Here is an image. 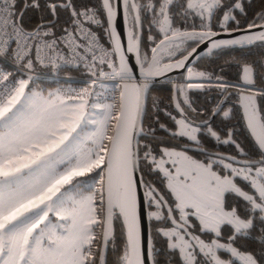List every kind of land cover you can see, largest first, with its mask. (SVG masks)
Masks as SVG:
<instances>
[{"label": "snow or ice", "instance_id": "6c2138e0", "mask_svg": "<svg viewBox=\"0 0 264 264\" xmlns=\"http://www.w3.org/2000/svg\"><path fill=\"white\" fill-rule=\"evenodd\" d=\"M17 3L18 0H0V58L11 53L12 59L22 62L21 67L28 71L33 69L34 63L59 68V62H68L61 51L62 45L74 60L83 63L90 75L97 79H92L79 90H55L47 94L31 90L29 80L20 79L0 91V264H96L93 245L97 237L93 226L101 223L96 206L97 184L100 185L101 204L105 190L107 192V214L102 221L104 241L109 240L113 211L118 209L125 218L127 228L121 264H144L134 211L136 182L133 173L137 171L138 155L133 149V139L143 131L142 128L137 130V123L143 114V98L148 91L150 78L174 67H185L188 59L185 56L174 64L162 65L156 59L157 49L166 50L161 47L166 43L171 47V41L176 36L197 42L208 40L212 45L209 53L215 48L243 47L255 40L264 41V31L251 32L253 28H264V24H249L245 30L248 35L239 39L214 40L212 38L218 33L207 24L203 25L206 31H174L169 15L173 0H160L158 10L152 0H148L147 10L154 13V23L159 26L164 39L152 49L154 55L151 60L145 58L140 61L139 37L134 31L140 24V17L137 15L134 18L127 47L128 53H136L140 64V82L134 83V68L129 66L113 27L116 16L114 0H102L108 22L106 32L113 45L111 50L99 45L95 33L87 28V24L99 23L94 9L77 11L71 0H50L48 8L53 17L58 15V9L63 8L70 11L73 18L72 30L65 28L63 35L57 38L50 24L40 23L30 30L24 26V13L30 7L39 8V0H25L24 8L20 11H17ZM124 5L127 27L132 12L144 6L137 4L136 0H124ZM233 9H241L239 0L235 3L187 0L184 11L198 15L203 21L219 10L223 12L220 26L224 28L225 22L234 18L231 15ZM195 51L193 48L188 55ZM33 52L34 58L31 55ZM103 65H107L111 72H105ZM199 75L204 76V73ZM9 76L10 73L0 70V84L8 81ZM106 76L121 82L117 85L120 98L118 113L114 97L102 98L95 92L98 78ZM241 79L248 85L254 84V70L250 65L243 66ZM220 87L224 88L225 85ZM109 99L112 102H107ZM241 99H247L249 108L255 103L254 95L241 96ZM254 118L253 112L249 127H252ZM112 121H115L114 125ZM176 123L179 130L173 133L174 136H188L193 141L197 140L199 128L183 119ZM261 127L264 128V123ZM110 130L114 131L113 135L108 134ZM209 134L216 136L212 129H209ZM105 141L111 143V151ZM258 147L260 160L244 161L238 170L231 163H224L226 170L231 169V176L223 177L212 171L213 162L202 164L185 157L183 153L164 150L165 155L181 156L188 161L185 179H192L191 184H169L177 201L176 208L182 214L185 208L193 209L200 220L201 231L212 232L216 237L221 236L224 225L233 230L226 244L217 239L205 243L199 237L194 238L210 264H231V261L219 258L217 249L239 257L243 264H258L253 254H244L233 247L236 239L250 236L257 218L264 226V136L259 138ZM144 158H151L157 168L165 171L161 163L151 156V151L146 152ZM93 173L99 175V180H94L92 184L79 179ZM165 174L171 175L166 171ZM232 176L249 182L253 193L237 186ZM154 191L151 189L147 193L150 201L155 200ZM229 192L246 202L243 216L237 208L225 209L224 196ZM162 200L163 197L155 200L157 208L161 207ZM53 216L57 218L55 221ZM150 217L161 219L159 212L150 213ZM168 218L172 219L171 209ZM172 223L174 227L171 230L162 231L164 236L169 237V249H179L184 264H195L196 258L188 249L196 245L178 231L182 225L174 219ZM260 240L264 243V234ZM100 264H104L103 248L100 249Z\"/></svg>", "mask_w": 264, "mask_h": 264}, {"label": "trees", "instance_id": "16d2710c", "mask_svg": "<svg viewBox=\"0 0 264 264\" xmlns=\"http://www.w3.org/2000/svg\"><path fill=\"white\" fill-rule=\"evenodd\" d=\"M50 0H39V8H29L24 13L23 23L27 29H33L38 24H50L54 33L58 32L61 27L67 24V11L63 8L58 9V15L54 17L49 11L48 5ZM59 2V0H57ZM75 8H83L93 6L96 8L100 19L102 29L98 36L105 45L109 47L102 12L98 0H71ZM137 4L143 5V8L137 10L140 17L139 24V55H146L148 58L152 46L161 38V34L154 23V13L147 10L148 0H136ZM186 0H173L170 7V19L172 21V29L180 32L190 30H207L203 28L207 24L212 31H221L229 29H237L248 26L252 23H260L264 20V0H239L241 9H233L231 15L234 17L225 22L224 28H221L223 12L216 10L211 18L207 21H202L196 14H186ZM225 3H235L236 0H224ZM25 0H18L16 5L17 11L24 8ZM154 7L158 10L160 0H152ZM133 27V24H131ZM171 34V33H169ZM151 37V39H149ZM196 43L194 40H185L181 50L169 58L175 59L184 53L188 48ZM264 58V45L261 42L253 43L245 48L228 47L217 49L209 55L204 56L195 61L190 69L196 73H204V76L191 78L190 82H212L207 84H199L196 87L187 88L183 96L184 85H182L183 76L175 77L176 99L183 113L194 122H200L209 116L210 112L216 107L221 99L224 100V105L213 119L205 126L197 127L199 131L196 133L197 140L195 143L187 142L181 136H174L175 118L178 115L174 112L171 106V82L164 80L150 86L147 91L145 107L142 117L143 129L141 136L138 139L137 155H138V171L144 193L154 189L158 191L171 208V201L167 199L166 193L162 189L161 178L157 173L150 168L148 162L151 158L145 159V153L151 151L152 157H157L160 154L161 148H176L181 149L184 144H192L201 147L207 152H226L230 155L240 158L255 160L258 157V152L249 139L242 121L238 108L233 104L236 99V89L231 87L238 82V73L242 65H250L254 70L253 87L264 91V81L262 80L261 60ZM188 67V68H189ZM35 70L40 72H52L48 69ZM57 74H81L88 75L89 71L85 66H78L76 69H57ZM185 73V72H184ZM18 80L28 79L29 87H37L42 90L45 88H53L57 83L56 79H44L40 77H32L27 74H15ZM220 85H225L221 88ZM257 112L260 116H264V94H257ZM117 105V95L115 96ZM225 113H228L225 116ZM209 129H212L216 136L209 134ZM110 134V131L109 133ZM218 141V142H217ZM229 141V144H225ZM107 143V142H106ZM223 144V145H222ZM188 152V151H187ZM196 156L206 159V155L190 152ZM99 180V175H98ZM238 183V182H237ZM239 184V183H238ZM241 186V185H240ZM147 190V191H146ZM248 192L249 187H246ZM100 185L97 184L96 206L97 212L100 213L101 219V202H100ZM155 200H158L155 193ZM148 210H152L149 203V198L146 197ZM224 203L227 207L237 208L240 215L245 214L246 203L235 194H225ZM171 211L173 209L171 208ZM162 214L161 219L150 217L149 215V230L151 241V254L153 264H183L180 262L177 251L168 249L166 239L161 235L160 228L167 226L164 219V210L160 207ZM112 235L107 242L105 262L104 264H121V255L124 252V238L122 225L119 216L114 213L112 219ZM97 237L93 250L95 252V262L99 243L100 223L93 227ZM192 235L198 233L197 224L193 221V225L187 229ZM207 234V233H206ZM264 234V226H262L257 218L256 227L251 230L249 237L238 238L234 241L233 246L241 252L253 254L258 261V264H264V243H261L260 237ZM203 235V234H201ZM208 236V234H207Z\"/></svg>", "mask_w": 264, "mask_h": 264}, {"label": "water", "instance_id": "95a60500", "mask_svg": "<svg viewBox=\"0 0 264 264\" xmlns=\"http://www.w3.org/2000/svg\"><path fill=\"white\" fill-rule=\"evenodd\" d=\"M101 12H102V16H103V21H104V25H105V31L106 29H108V22H107V16L103 10L102 7V0H98ZM113 7L116 10V16L113 22V27L115 28L119 38H120V43L122 48L125 51V56L126 59L129 62V66L134 68V79L133 82L134 83H138L140 82V64L137 61V55L135 52L132 53H128L127 52V47L129 44V40H128V33L129 30L132 29L131 24H133L134 22V18L138 15L137 11L136 12H132L131 14V18L128 22V26L126 27L125 24V5H124V0H114V4ZM54 19V17H53ZM260 24H264V20L261 21L260 23H257V25ZM248 28V26H245L243 28H237V29H229V30H221V31H214L216 33H218L217 36L213 37L212 39L214 40H228V39H239L241 36L244 35H248V33L245 31ZM135 34L139 37V26H136L135 29ZM202 30H190V31H185V32H200ZM264 31V28H253L251 30L252 33H259ZM171 36V34H169ZM106 36H107V40H108V44L110 47V50L113 48L112 43L110 42L109 39V35L106 32ZM184 37L181 36H176L172 41L178 40V39H183ZM164 37L160 38L159 40H157V42L152 46L149 55H148V60H151V57L153 56V52L152 49L155 48L158 44H160V41L163 40ZM188 40V39H186ZM256 42H261L264 45V41L262 40H255L253 43ZM251 44H248L246 46H236L237 48H245L248 47ZM212 45L208 40H205L204 42H197L191 46L190 48H188L184 53H182L180 56L176 57L175 59L166 61L163 64H174L175 61L177 60H181L183 59V57L187 56L188 59L187 61H185V67L182 68H173L170 71L164 72L162 74L156 75L152 78H150L149 81V88L151 85L155 84V83H159L162 82L164 80H170L171 82V95H170V101H171V106L172 109L174 110V112L178 115L179 118L185 120L187 123L195 126V127H201L206 125L212 118L213 116L220 110L221 106L223 105V100L221 102H219V104L217 105V107L210 113V115L208 116V118L202 122H194L191 121L182 111L181 107L179 106V108L177 107L178 102L176 99V90H175V77L177 75H182L186 68L191 66L192 64L195 63L196 60L209 55V48H211ZM195 48L196 51L194 53H192L191 56H189L188 54L192 52V49ZM221 48H228V47H221ZM221 48H215L212 50L215 51L217 49H221ZM139 60L140 59V55H139ZM262 63L264 64V59L262 61ZM244 65H242L239 69V73H238V82L236 85V87H238L239 89L241 88H245L248 87V91H243V90H239L236 92V99L233 102V104L238 108L239 110V114L241 117V121L243 124V127L249 137V139L251 140V142L253 143V145L255 146V148L257 149V151L261 154L260 149L258 147V140L261 136H264V128L261 127V124L264 123V121H261L257 112V103H256V93L253 92V84L252 85H248L246 83H244L241 79V75H242V68ZM121 82L118 80V84H120ZM148 88V89H149ZM146 95L147 92L144 95L143 98V112H144V107H145V100H146ZM255 96V103L252 106V108H249L248 106V101L247 99L242 100L241 96L244 97H248V96ZM119 104H120V98H119V89L117 88V113L119 112ZM255 113V118L252 121V127H249V119L252 116V113ZM247 113V115H246ZM142 116L139 118L138 123H137V130H139L141 128L142 125ZM115 124V121L112 122V125ZM114 131L110 130V134L109 135H113ZM142 132L140 133V135H137L134 137L133 139V149L134 151L137 153V144H138V139L141 136ZM108 145L109 151H111V143H109L107 141L106 143ZM181 149L184 151H188V152H195V153H200V154H204L210 157H217V158H221L223 160H226L232 164L235 165H239V166H243V162L244 161H248L247 159H243V158H237L234 156H231L229 154H223V153H212V152H207L205 150H203L201 147L196 146V145H192V144H184L181 146ZM232 157L234 158L233 160H229L228 158ZM133 177L135 179V189H134V211H135V216H136V220L138 223V231H139V236H140V240H141V245H142V251H143V258H144V264H153L152 263V254L149 255V251L151 250V241H150V230H149V215H148V207H147V202H146V198L144 195V191H143V187H142V183L140 180V175H139V171H138V164H137V171H135L133 173ZM106 179L107 177L105 176V189H106ZM157 199L159 200L160 197H163L158 191H154ZM161 205L162 208L164 210L165 213V218L167 219V221L171 224V226L174 227L173 223H172V219H169V210L171 209L169 204L165 201V199L163 198V200L161 201ZM101 209H104V211H101V223H100V231H99V243H98V250H97V256H96V264H100V249L103 248V252H104V262H105V254H106V247H107V242L104 241L103 239V232H104V224H103V219L106 216L107 212V192L105 190V194H104V202L103 204H101ZM116 213L119 216L121 225H122V230H123V238H124V246H126V242H127V228L125 225V218L123 216L120 215V212L118 209H114L113 214ZM171 216H172V212H171ZM113 219V216H112ZM180 230L182 231V233L185 235L186 239L191 242L193 245H196V247H194L193 249H198L197 243L195 242L194 238L192 237V235L187 231V228L185 226L182 225V227L180 228ZM112 231H113V227H112V220H111V224H110V237L112 235ZM109 237V238H110ZM125 250V249H124Z\"/></svg>", "mask_w": 264, "mask_h": 264}, {"label": "rangeland", "instance_id": "374dc122", "mask_svg": "<svg viewBox=\"0 0 264 264\" xmlns=\"http://www.w3.org/2000/svg\"><path fill=\"white\" fill-rule=\"evenodd\" d=\"M186 2H187V0H186ZM207 20H208V18H206L204 21H207ZM157 28H158V30H159V32L161 34V38L164 37L163 34L161 33L160 29H159V26H157ZM186 39L187 38L184 37L183 39H178V40H175V41H171V47H168L167 46V43L164 46H161L163 49H166V50H163L162 51L161 49H157V53L155 54L156 55V59L159 60L161 64L164 63V62H166V61H169V58L170 57H172L179 50H181L182 45H183V43H184V41ZM188 40H191V39H188ZM170 53H172V54L170 55ZM145 58H147L146 55L140 56L141 61H144ZM152 58H153V56L151 57V59ZM189 69H190V67L189 68L188 67L186 68L185 73H184V77H183L184 79L191 80V78H194L195 79V78H198L200 76L199 73L193 72L191 69H190L191 71H189ZM199 84H202V82L194 81V82H191V83L184 84V89H183V92H182L183 93V96L185 95V91H186L187 88L196 87V86H199ZM29 88L31 90H33V91H41V92H43L45 94H47L49 91H54L52 88H45L44 90H42L40 88H37V87H29ZM177 120H181V118H179V117H176L175 118L174 133L179 130L178 125L176 123ZM191 126H193V125H191ZM193 127H195V126H193ZM181 137H183L189 143H195L196 142V141H193V140L189 139L188 136H181ZM106 142L107 141H105V143ZM165 149H167L169 152H172V153H183L185 157H189V158H191L192 161H197V162L202 163V164H208L209 162H213V164H215V166L218 165V166H220L224 170L223 172H221L217 168L214 169L212 167V171L215 172L217 175H219L221 177H223L225 175L231 176V169L226 170L224 168V163H229V162H226V161L221 160L219 158H211V157H208L206 159H202L201 157L196 156V154L190 153V152H187V151H184L182 149H176V148H161L160 149V154L155 159L158 162L161 163L162 168L167 173H170L171 174L170 177H169V176H167L165 174V171H161L160 168H157L156 165L151 162V159L148 161L150 163V168L157 173L158 177L161 178L162 189L166 193V196H167L166 198L169 199V201H171V208L175 212L177 219L180 222H182L187 229L190 228L193 225V221H194L197 224L198 231L201 234H203V235H196L195 237H199V239L200 240H203L205 243H211V241L213 239H216L215 234L212 233V232H209V231H201V223H200V220H199L198 216L196 214H194V210L191 209V208H185L184 209V213L182 214L180 212V210H178L176 208L177 201H176V198L173 195V193H172V191H171V189L169 187V184L171 183L173 186H175L178 182H184V183L191 184L192 183V179L191 178H189L187 180L185 179V172L187 171V168H188V161L185 160L181 156H177V155H165V152H164ZM221 161H223V162H221ZM232 166H233V168H236L237 170L242 167V166L235 165V164H232ZM253 175H255V171L254 170H253ZM79 179L82 180V181H85L88 184H92L94 180L98 181V175L95 174V173H93V174H89V176H87V177H81ZM232 179H233V182L235 184H237V186H239L242 190H244L245 192H248V190H246V187H249L250 191H252V192H250V194L253 193V189L251 188V185H250L249 182L244 181L242 178H240L238 176H232ZM235 179H241L242 180V184H238ZM96 187H97V185H96ZM147 193L148 192L144 193L145 198L146 197L149 198L148 195H147ZM229 193H231V192H229ZM232 194H234V193H232ZM149 203L152 206L153 211L152 210H150V211L148 210V215H150V213H153V212H159L160 216H162V214L160 212V208H157V206H156L155 200H151L150 201V198H149ZM226 210H231V209H226ZM182 215H183V219H182ZM52 219H53V221H55L57 218L55 216H53ZM222 228H224V226H222ZM171 229L172 228H166V227L165 228H160V231L159 232L161 233V235H163L162 234V231L171 230ZM230 229L232 230L231 227H230ZM232 232H233V230H232ZM206 233L211 234V236H214V238L206 239L207 238V234ZM164 238L166 239V246L169 249V247H168V244L170 242L169 237L164 236ZM220 243H222V242H220ZM174 250L177 251V256H178L180 262H182L184 264V260L181 257L180 250L179 249H174ZM188 251H190V252L193 253V251L191 250V248L188 249ZM242 253L249 254L247 252L246 253L245 252H242ZM123 254H124V252L122 253L121 257L123 256ZM217 255L220 258V254L218 252H217ZM228 255H229V258H227V259L223 258V260L231 261V264H243V261L239 257H233L230 253H228Z\"/></svg>", "mask_w": 264, "mask_h": 264}, {"label": "built area", "instance_id": "2783aa9c", "mask_svg": "<svg viewBox=\"0 0 264 264\" xmlns=\"http://www.w3.org/2000/svg\"><path fill=\"white\" fill-rule=\"evenodd\" d=\"M84 9H94L96 12V17L99 20L98 24H87V28H90L93 33H95L96 38L98 39L99 45L103 46L104 49L110 50V47L105 45L103 41L98 36L99 31L102 29L101 25V19L100 16L93 6H86L83 8H76L77 11H81ZM68 15V22L66 25L61 27V29L54 33L57 38H60L63 35L64 29L67 28L70 31L73 28V18L70 15V11H67ZM61 51L64 53L66 57V61L68 62H59L60 67L59 68H52L50 66H42L39 63H34V67L31 71H28L27 69L21 67L22 62H16L12 59L11 53H9L6 57L0 58V70L4 71L5 73H10L9 80L6 81L4 84H0V91H3V89L7 87H11L15 81H17V77L15 74H27L32 77H40L44 79H56L57 83L53 86V90H79L83 87H85L87 84L91 82L92 79H97V77H92L90 73L88 75H81V74H57L55 73V70L57 69H76L78 66H85L83 63H80L78 60H74L68 53L67 50L63 48L61 45ZM33 58L35 57V53H31ZM103 70L107 73L111 72V69L107 67V65H103ZM36 68L39 69H48L52 72H40L35 70ZM117 85L118 80L111 77L106 76L102 78H98V83L95 88V92L98 96L103 97H114L117 95ZM107 102H112L110 99Z\"/></svg>", "mask_w": 264, "mask_h": 264}, {"label": "flooded vegetation", "instance_id": "af4514ba", "mask_svg": "<svg viewBox=\"0 0 264 264\" xmlns=\"http://www.w3.org/2000/svg\"><path fill=\"white\" fill-rule=\"evenodd\" d=\"M264 59V58H263ZM263 59L261 60V64H262V66H263V69H262V80L264 81V64L262 63V61H263ZM182 76L184 77V73L182 74ZM186 83H191L189 80H186V79H184L183 78V81H182V85H184V84H186ZM203 84H207V83H212V82H202ZM237 84V83H236ZM231 87H233V88H235L236 89V91H239V90H243V91H248V87H245V88H241V89H239L238 87H236V85L234 84V85H231ZM253 92L254 93H256V99H257V94H259V93H264V91H262V90H258L257 88H255V87H253ZM223 99H221L220 100V102L222 101ZM256 103H257V101H256ZM219 104V103H218ZM217 104V105H218ZM217 105H216V107H217ZM223 105H224V100H223ZM222 105V106H223ZM221 106V107H222ZM215 107V108H216ZM214 108V109H215ZM213 109V110H214ZM221 109V108H220ZM212 110V111H213ZM211 111V112H212ZM220 111V110H219ZM218 111V112H219ZM239 111V110H238ZM210 112V113H211ZM217 112V113H218ZM216 113V114H217ZM215 114V115H216ZM210 115V114H209ZM214 115V116H215ZM259 115V114H258ZM213 116V117H214ZM208 118V117H207ZM259 118H260V120L261 121H264V116H260L259 115ZM213 119V118H212ZM211 119V120H212ZM240 119H241V117H240ZM206 120V119H205ZM210 120V121H211ZM204 121V120H203ZM209 121V122H210ZM200 122H202V121H200ZM208 122V123H209ZM205 126V125H204ZM197 128V127H196ZM218 142V141H217ZM225 143V142H224ZM225 144H229V143H225ZM223 145V144H222ZM257 150V149H256ZM215 152H217V153H223V154H228V153H226V152H219V151H214V152H212V153H215ZM258 152V151H257ZM230 155V154H229ZM231 156H233V155H231ZM208 157H210V156H207L206 155V158H208ZM234 157H237V156H234ZM211 158H217V157H211ZM237 158H240V157H237ZM219 159H221V158H219ZM244 159V158H243ZM261 159V154L258 152V157L254 160V161H258V160H260ZM221 160H223V159H221ZM248 160V159H247ZM224 161H226V160H224ZM226 162H228V161H226ZM230 163V162H229ZM258 166V165H257ZM213 168L215 169V168H217L219 171H221V172H223L224 170L220 167V166H218V165H216L215 166V164H213ZM239 184H242V180L241 179H235ZM245 188V187H244ZM225 194H230V193H225ZM232 194V193H231ZM224 206H225V209H232V207H227L225 204H224ZM172 212V211H171ZM164 213V212H163ZM172 217H173V219L174 220H176L177 221V223L178 224H180V225H183V226H185L182 222H180L178 219H177V217H176V214H175V212H172ZM164 219H165V221H166V224H167V226H166V228H173V226H171V224L167 221V219L165 218V213H164ZM189 229V228H188ZM178 231H180L181 232V234H183L182 233V231L180 230V229H178ZM188 231V230H187ZM189 232V231H188ZM198 233H195L194 235H192L190 232V234L192 235V237H194L195 238V236L196 235H201V233L199 232V231H197ZM208 234V236H207V238L206 239H210V238H214V236H211V234H209V233H207ZM232 235V230L230 229V227L229 226H227V225H224V228H221V236L220 237H216V239L217 240H219V242H222V243H228L229 242V237ZM185 236V235H184ZM185 239H186V237H185ZM187 240V239H186ZM195 242H197V241H195ZM197 246H198V242H197ZM262 248H263V250H264V244H263V246H262ZM191 250L193 251V255L195 256V264H210V261L208 260V258H206L205 257V255H204V253L203 252H201V250H200V248H199V246H198V249L196 250V249H193V248H191ZM219 254H220V258L221 259H223V258H225V259H227V258H229V255H228V253H226V252H224L223 250H216Z\"/></svg>", "mask_w": 264, "mask_h": 264}]
</instances>
